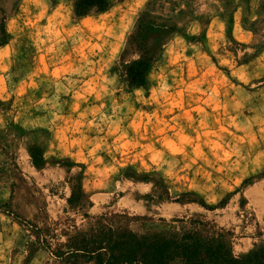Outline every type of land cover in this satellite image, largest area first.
Segmentation results:
<instances>
[{"label": "rangeland", "instance_id": "rangeland-1", "mask_svg": "<svg viewBox=\"0 0 264 264\" xmlns=\"http://www.w3.org/2000/svg\"><path fill=\"white\" fill-rule=\"evenodd\" d=\"M109 1L0 0V264H50L99 222L263 244L264 0ZM141 15L164 43L131 86Z\"/></svg>", "mask_w": 264, "mask_h": 264}, {"label": "trees", "instance_id": "trees-1", "mask_svg": "<svg viewBox=\"0 0 264 264\" xmlns=\"http://www.w3.org/2000/svg\"><path fill=\"white\" fill-rule=\"evenodd\" d=\"M122 1V0H119ZM110 7L109 0H74V14L81 17L90 12H103ZM165 25L141 15L129 35V48L140 51V57L127 67L131 86H142L146 72L164 41L153 47L151 31ZM204 223L193 220L189 226L173 227L165 233L136 235L99 222L88 231L72 237L68 249L61 251L50 264H264V243L236 255L230 242L219 234L204 232Z\"/></svg>", "mask_w": 264, "mask_h": 264}, {"label": "crops", "instance_id": "crops-1", "mask_svg": "<svg viewBox=\"0 0 264 264\" xmlns=\"http://www.w3.org/2000/svg\"><path fill=\"white\" fill-rule=\"evenodd\" d=\"M237 24L235 25V26H233V29L232 30H237ZM239 30V29H238ZM20 147H21V149L23 150L24 149V147H23V144L20 142Z\"/></svg>", "mask_w": 264, "mask_h": 264}]
</instances>
